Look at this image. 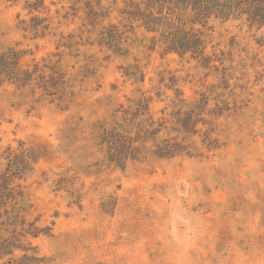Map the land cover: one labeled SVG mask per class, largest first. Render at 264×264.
Instances as JSON below:
<instances>
[{
	"label": "rangeland",
	"instance_id": "1",
	"mask_svg": "<svg viewBox=\"0 0 264 264\" xmlns=\"http://www.w3.org/2000/svg\"><path fill=\"white\" fill-rule=\"evenodd\" d=\"M147 2L0 0V52L38 65L0 87V264H264V25L174 4L152 32ZM171 17L202 55L166 51ZM164 120L193 155L155 154ZM108 131L138 153L116 160Z\"/></svg>",
	"mask_w": 264,
	"mask_h": 264
},
{
	"label": "trees",
	"instance_id": "2",
	"mask_svg": "<svg viewBox=\"0 0 264 264\" xmlns=\"http://www.w3.org/2000/svg\"><path fill=\"white\" fill-rule=\"evenodd\" d=\"M174 4L190 8L198 20L207 19L211 15H229L235 17L246 15L252 23H256L261 26L264 25V0H148L147 8L149 12L146 13V25L150 28V31L155 32V20L164 22L166 19L162 16L164 13L168 16H172L171 12H165V8L167 5ZM38 6V4H33L31 5V8L35 9ZM168 10H170V8H168ZM154 14L161 17L156 19L154 18ZM170 19L171 22L165 24L169 27V30H164V34L161 37L162 42L166 44V51L177 52L180 55H185L189 52L196 56L202 55L205 43L201 31H186L183 28L184 23H182L179 17H171ZM152 24H155V26L151 27ZM38 28V26L34 27L36 35H39ZM43 28L45 29L46 27ZM113 34L114 35L104 34L103 39L118 44L119 35L117 32H114ZM22 56L23 53L15 48H9L6 51L0 52V87L6 82L27 85L34 79L33 76L38 70V65H35V69L33 71H30L29 69H22ZM38 78L40 82H42L40 83V87L43 88L47 94H51L49 88L54 87L56 79L53 77L47 78L46 76L40 74L38 75ZM146 103V110H148L149 100L146 99ZM173 118V122L175 123L172 128L173 131L191 132L189 129H192L193 123H190L191 121L188 118L182 117L180 112L174 114ZM147 123L150 128H152L155 124L151 118L147 119ZM165 123L166 121L164 120L163 123L159 124L160 128L146 130V142L149 140L155 142V154L163 158L174 157L180 154L193 155L192 147L177 141L178 137L165 138L161 141L157 140L158 135L162 132L161 126ZM179 125L182 127H179ZM105 134L112 143L113 157L116 158V160H124L128 158L129 154L138 153L139 148L135 147L133 144L139 139H132L127 135L116 131H108ZM213 146V143H208L207 148L212 149ZM18 157L23 159L25 157L29 158L25 152L19 154ZM8 158L10 160V171L13 172V174L18 173L20 168L23 167L26 169L28 166V160L25 162L23 161V163H20L19 165H15L13 164L11 155Z\"/></svg>",
	"mask_w": 264,
	"mask_h": 264
}]
</instances>
